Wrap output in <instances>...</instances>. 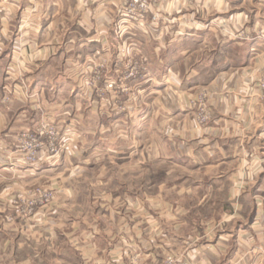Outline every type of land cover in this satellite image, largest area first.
<instances>
[{
    "label": "crops",
    "instance_id": "0c3cea01",
    "mask_svg": "<svg viewBox=\"0 0 264 264\" xmlns=\"http://www.w3.org/2000/svg\"><path fill=\"white\" fill-rule=\"evenodd\" d=\"M211 3L225 17L193 34L212 48L211 78L195 86L210 92L213 120L195 128L194 114L183 111L175 143L171 111L109 112L86 83L102 59L107 76L119 81L125 66L114 56L144 46L147 80L156 85L148 100L170 95L175 86L166 80L158 87V80L173 74L182 86L173 72L195 52L177 58L182 41L190 45L183 16L176 36L153 26L122 34L113 0H0V264H159L170 254L185 264H264V98L257 84L264 40L233 39L240 26L264 34V0ZM238 5L248 9L236 14ZM184 6L189 0H161V7ZM46 119L73 133L75 143L32 176L14 151L18 136ZM158 134L185 152L178 162L191 169L185 184L173 185L178 170L165 154L158 158L168 149ZM30 182L48 184L54 199L24 220L13 199Z\"/></svg>",
    "mask_w": 264,
    "mask_h": 264
},
{
    "label": "rangeland",
    "instance_id": "374dc122",
    "mask_svg": "<svg viewBox=\"0 0 264 264\" xmlns=\"http://www.w3.org/2000/svg\"><path fill=\"white\" fill-rule=\"evenodd\" d=\"M102 1H111V0H102ZM118 3L116 7L115 16H114V26L120 31L122 34L137 32L148 31L150 27L153 26V29L160 32L162 29L165 30L172 36H176V32H180V24H181V17L183 16V35L189 37L186 39V42H189L190 45H184L185 41H182L183 45L180 46V50L177 53V58H181V52L184 50L195 51L193 57L189 59L188 65L184 67V70H180L181 66L177 65V69L173 72L175 75L178 76L179 79L183 81V85L181 86L179 83H174V75L172 74L170 78L160 79L157 82V86L161 87V85L167 80L168 86H175L172 91H169L167 97H160L157 96V101L152 102L153 100H148L150 98L149 92L156 89V85L149 83L147 80L148 73H149V63L150 59L147 55V48L144 46L141 49V52H138L137 49L130 48L126 49L125 51H118V55L114 56L117 58L125 67H124V76L120 78L119 81L112 79L110 76H107L106 72V59H102L99 61L97 66L92 69V75L87 80V88L91 92H94L95 95L98 96L101 104H99V108L103 110H108L109 112H118V113H127L128 111H136L140 110V112L147 111L148 108H156L157 111L168 110L171 111L173 114L172 120L170 122V127L172 128V142L177 143L179 139V135H175V131L177 128H181L183 126L180 117L182 116L183 111H190L193 115V122L195 128L198 127H207L213 120L212 108L211 103L209 102V95L210 92L200 88L197 89L198 86H195V82L199 78L200 81L206 80L211 78L212 72V62H213V54L211 52L212 48H206L202 44L195 41L193 33L196 31H200L202 29H208L209 26L212 25L214 21H217L216 24L223 19L224 14L222 12V8L217 7L213 3L207 0H189V6L186 7H161V0H113ZM209 2V3H208ZM246 6L238 5L236 7V14L243 13L244 10H247ZM220 17V19H219ZM221 22V21H220ZM164 23H166L164 25ZM244 29V26H240L236 32L233 34L234 40H244L246 39L247 42L258 41L259 39L264 40V34L261 32V29H257L254 32L247 33ZM188 35V36H187ZM171 36V37H172ZM229 36V35H228ZM175 44H180L174 37H172ZM194 38V39H193ZM211 44V41H209ZM142 45H145L143 42ZM183 49V50H182ZM145 51V52H144ZM181 56V57H179ZM158 57H161L158 56ZM158 59V58H157ZM204 59V62L201 61ZM178 64H181L179 60ZM204 68L205 71H200L199 69ZM105 70V72H104ZM170 72H167L169 74ZM104 74V78L102 77ZM133 74V76H132ZM135 77L137 80L132 82L129 80L130 78ZM100 78L104 80V84L102 87L98 83ZM172 78V79H171ZM264 81V72L259 80L258 90L260 91L261 95L263 93L260 89L261 82ZM134 83H137L138 88L137 91L133 90ZM111 85L110 88L108 85ZM190 87L189 93L191 95V99L189 103H184L182 101V97L187 93L186 87ZM166 89V88H165ZM158 88V92H159ZM164 90V89H163ZM112 92V94H110ZM109 94V98L105 96ZM159 94V93H158ZM172 95V96H171ZM194 96V97H193ZM151 95V99H152ZM193 98V99H192ZM104 100V102H102ZM180 116V117H179ZM143 119H141L142 121ZM46 121L50 122L46 119ZM41 122V121H40ZM39 122V123H40ZM38 123V124H39ZM62 131V141L61 147L62 151L58 156H53L52 158H46L41 161L39 166L37 167H29L25 162L23 165H20L22 171H28V174L32 176H36L37 173L40 171L45 170L46 168L52 167L54 164H58L59 161L68 153L69 148L75 143L74 142V134L67 133L63 128L60 127L58 123L51 122ZM163 123V122H161ZM37 124V126H38ZM178 136V137H177ZM76 141V140H75ZM142 142L144 146L148 144L147 135H142ZM157 142L163 143V146L166 144V151L158 152V158H163V154L166 155V159L168 162L173 164L174 170H178L176 174H173V185L178 184H185L187 182V172H190V168H186L184 171L183 168L178 164L179 160L185 159L186 155H182L185 152L178 151L175 145H171V141L169 137L167 139L164 138L162 135H157ZM19 142L17 141L16 150L14 151L16 154L19 155L18 152ZM143 151V145H142ZM147 158V154L144 155ZM142 156V157H144ZM21 161V160H20ZM19 161V162H20ZM193 168V165L191 166ZM147 167H142V170H146ZM143 171V172H144ZM35 172V173H33ZM145 175L147 172H144ZM13 174H23L19 171H14ZM24 179V178H23ZM159 181V179H158ZM190 180H188L189 182ZM190 183V182H189ZM148 182L142 183V190H146L148 187ZM24 186V184H23ZM48 184L44 183H29V186L24 191V194H18L13 199V207L16 211L20 212V215L24 217V220L30 216L31 213L35 211V209L49 205L54 199V192L47 187ZM24 188V187H23ZM41 189L44 192L50 194V198L47 202L43 204L38 201V194L37 190ZM34 203V208L31 210V207ZM171 259L174 261V264H185L175 256L174 254L167 255L163 258V260L159 264H167V261Z\"/></svg>",
    "mask_w": 264,
    "mask_h": 264
},
{
    "label": "built area",
    "instance_id": "2783aa9c",
    "mask_svg": "<svg viewBox=\"0 0 264 264\" xmlns=\"http://www.w3.org/2000/svg\"><path fill=\"white\" fill-rule=\"evenodd\" d=\"M260 89L264 98V81L261 82ZM62 135L59 126L46 120H42L33 130L22 132L18 136V152L22 162L21 165L25 162L29 167H37L42 160L58 156L62 151ZM36 192L39 196L38 201L42 204L49 200L50 194L41 189ZM34 206L33 203L31 210ZM167 264H174V261L169 259Z\"/></svg>",
    "mask_w": 264,
    "mask_h": 264
}]
</instances>
